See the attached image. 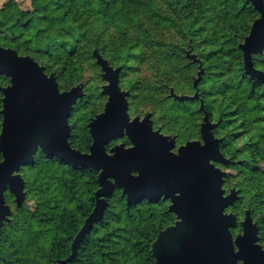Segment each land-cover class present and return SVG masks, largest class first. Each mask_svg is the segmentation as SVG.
I'll list each match as a JSON object with an SVG mask.
<instances>
[{"label":"water","instance_id":"water-1","mask_svg":"<svg viewBox=\"0 0 264 264\" xmlns=\"http://www.w3.org/2000/svg\"><path fill=\"white\" fill-rule=\"evenodd\" d=\"M259 12L249 34L240 43L247 73L264 81V71L254 65V55L264 52V39L251 41L254 32L264 28V0H249ZM107 81L102 92L108 95L105 109L89 123L92 143L88 152L72 146L70 117L83 96L84 84L61 91L54 73L48 74L31 55L0 45V73L10 78L3 93L0 133V229L9 220L11 207L5 193L10 191L18 206L26 198L25 179L20 170L29 165L39 150L76 166L99 171L100 187L96 203L72 242V253L56 264L76 256L78 245L99 221L108 206L106 197L117 187L129 203L147 197L170 199L174 224L161 230L152 244L156 264H264V246L259 243L260 228L251 210L241 220L242 232L234 234L238 216L227 212L239 198V190L226 192L227 171L232 159L221 150L213 122L201 100L204 112L201 140H188L176 148V138L155 130L151 114L131 118L129 91L122 89V67H114L98 50L94 52ZM199 77L194 95H175L181 101L199 98ZM127 137L132 143L111 142ZM241 262V263H240Z\"/></svg>","mask_w":264,"mask_h":264},{"label":"rangeland","instance_id":"rangeland-1","mask_svg":"<svg viewBox=\"0 0 264 264\" xmlns=\"http://www.w3.org/2000/svg\"><path fill=\"white\" fill-rule=\"evenodd\" d=\"M9 3L12 6L8 13L13 17L33 10L32 0H0V8ZM236 4L217 5L216 0H145L117 10V15L107 23L100 16H79L80 23L61 29L75 40L76 51L72 59L67 58L70 67L64 73L59 70L55 74L59 75L61 91L84 84L83 93L89 102L82 106L78 100L74 107L78 111L71 125L75 130L85 126L89 130L91 119L104 111L108 101V95L102 92L107 81L94 55L98 50L111 65L122 67L120 85L129 91L131 118L151 114L154 129L175 137L178 148L188 140L202 139L200 127L204 112H201L200 101H181L175 95H194V82L203 70L205 80L200 92L208 96L213 122L221 124L216 136L223 138L222 143L231 150L227 157L233 160L229 165L217 163L227 171L223 187L227 193L233 188L239 190L235 207L227 212L239 209L241 221L246 210H253L254 221L262 226L260 243L264 246V95L260 92L252 97L248 88L240 84L238 59L225 37L228 25L235 20H241L240 43L250 32H244L245 21L236 16ZM191 24L194 25L189 29ZM196 28L201 29L198 38L190 39L187 30L190 35ZM202 39L206 41L202 43ZM0 45L4 46L1 42ZM205 50H221L218 54L225 50L226 53L221 58L214 54L207 59ZM73 60L75 65L70 64ZM51 73L54 72L48 70V74ZM2 97L0 89V114ZM87 112L92 115L89 120ZM125 142L130 143V140L117 141ZM25 192L21 206L10 191L5 193L11 207V215L5 223L10 222L8 228L13 230L12 236L34 229L37 224L31 211L36 207L39 193H28L26 182ZM168 200L169 206L171 201ZM241 231L240 225L235 232ZM15 264L49 263L38 246H30L15 257Z\"/></svg>","mask_w":264,"mask_h":264},{"label":"trees","instance_id":"trees-1","mask_svg":"<svg viewBox=\"0 0 264 264\" xmlns=\"http://www.w3.org/2000/svg\"><path fill=\"white\" fill-rule=\"evenodd\" d=\"M144 1L32 0L33 10L22 11L15 17L12 13H8L12 6V3H9L0 8V42L4 46L15 48L21 54L31 55L41 65L46 66L47 73L48 70L54 74L59 70L64 73L70 67L67 58L72 59L75 55L76 42L61 30L64 29L63 27H70L71 23H80L79 16L84 18L85 15L100 16L107 23L109 19L117 15V10L131 3L137 4ZM216 1L217 5L237 2L236 16L239 15L238 19L245 21L243 29L246 34L259 16L257 10L247 0ZM255 13L258 15L256 16ZM240 21L235 20L228 25L225 34L231 45L229 49L238 59L240 84L248 88L252 97L258 96L260 92L264 95V81L247 73L244 67V56L239 48ZM192 25L194 24H191L189 29ZM200 31V28H196L190 32V35L188 30L186 33L190 39H194L198 38L197 34ZM205 41L202 39V43ZM220 51L205 50L204 55L207 59L214 54L217 58H221L226 51L222 50L218 54ZM253 59L255 67L264 71V54L254 55ZM70 64L75 65V61H71ZM55 76L61 88L59 75L55 74ZM202 78L198 84L199 98L193 101L199 100L201 103L202 100L204 108L213 121L214 114L209 106L208 96L200 92V85L205 80L203 76ZM0 79V86L10 83V78L5 74L0 73ZM79 102L82 106L88 104L89 101L85 99L84 93ZM178 103L181 104V102ZM77 111L76 108L72 110L70 123ZM86 118L89 120L92 115L87 112ZM2 119L3 116L0 114V129ZM220 125L214 129L215 135ZM70 142L73 147L88 152L92 143L88 127L77 130L72 128ZM221 150L225 156L231 152L224 143L221 144ZM2 158L0 152V161ZM20 173L25 179L28 193L31 191L39 193L36 207L31 211L37 224L34 229L16 236H12L13 230L8 228L10 222L1 227L0 264H15V257L21 252H26L30 246H38L40 253L49 264H55L58 259L68 258L72 253V242L75 236L95 207V192L100 187L99 171L73 165L39 150L34 160L23 167ZM9 196L13 198L12 195ZM261 196L262 194L259 197ZM106 199L108 206L103 217L95 222L80 242L76 256L65 264H156L152 255V244L158 233L175 223L176 219L175 214L169 210V200L163 197H147L129 203L127 195L118 187ZM235 203L228 209L235 207ZM240 212L239 209H234L238 221ZM251 213L252 216L255 214L253 210ZM258 225L262 230L261 224L258 223ZM239 226L238 223L232 229L234 234Z\"/></svg>","mask_w":264,"mask_h":264},{"label":"snow or ice","instance_id":"snow-or-ice-1","mask_svg":"<svg viewBox=\"0 0 264 264\" xmlns=\"http://www.w3.org/2000/svg\"><path fill=\"white\" fill-rule=\"evenodd\" d=\"M264 39V28H262L258 33L254 32L253 35L250 37L251 41H261Z\"/></svg>","mask_w":264,"mask_h":264},{"label":"flooded vegetation","instance_id":"flooded-vegetation-1","mask_svg":"<svg viewBox=\"0 0 264 264\" xmlns=\"http://www.w3.org/2000/svg\"><path fill=\"white\" fill-rule=\"evenodd\" d=\"M124 138L126 139L127 137L125 136V137H121V138H119V139H124ZM117 141H118V139L114 140L113 142L110 143V145H109L108 147H111L112 145L116 144ZM125 144H126V146H131V145H132L131 142H130V143H126V142H125ZM240 222H241V221H238L239 224H240ZM240 225H241V224H240ZM241 232H242V231H241ZM238 233H240V232H238ZM238 233H235V235L238 234ZM259 234H260V233H259ZM259 243H260V240H259ZM260 244H261V243H260ZM240 263H241V262H240Z\"/></svg>","mask_w":264,"mask_h":264}]
</instances>
